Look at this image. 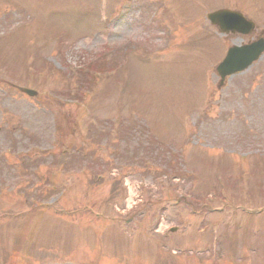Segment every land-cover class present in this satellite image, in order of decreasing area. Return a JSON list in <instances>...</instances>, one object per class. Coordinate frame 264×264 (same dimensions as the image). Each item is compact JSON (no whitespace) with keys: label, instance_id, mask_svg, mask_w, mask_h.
Segmentation results:
<instances>
[{"label":"rangeland","instance_id":"rangeland-1","mask_svg":"<svg viewBox=\"0 0 264 264\" xmlns=\"http://www.w3.org/2000/svg\"><path fill=\"white\" fill-rule=\"evenodd\" d=\"M226 6L264 35V0H0V264H264V57L218 88Z\"/></svg>","mask_w":264,"mask_h":264},{"label":"water","instance_id":"water-1","mask_svg":"<svg viewBox=\"0 0 264 264\" xmlns=\"http://www.w3.org/2000/svg\"><path fill=\"white\" fill-rule=\"evenodd\" d=\"M232 16L233 15L229 13L223 14V15H216V22L220 25L221 23L228 25L225 27L227 30L230 26ZM228 20H230V22ZM247 25L248 24H246V28L244 29V32L242 33H245L247 31V27H248ZM263 51H264L263 41L259 43H255L249 47L246 46V48L238 47L236 49H233L232 52H230V56H228L227 62L224 64L222 68H219V71L222 74V78H224L225 76L229 74H232L234 72H239L247 68L254 60L258 58L259 55L262 54Z\"/></svg>","mask_w":264,"mask_h":264}]
</instances>
